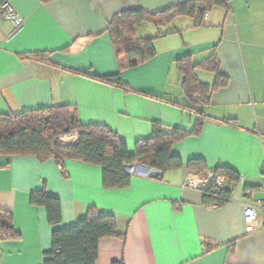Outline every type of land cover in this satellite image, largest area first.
I'll use <instances>...</instances> for the list:
<instances>
[{
	"label": "crops",
	"instance_id": "0c3cea01",
	"mask_svg": "<svg viewBox=\"0 0 264 264\" xmlns=\"http://www.w3.org/2000/svg\"><path fill=\"white\" fill-rule=\"evenodd\" d=\"M3 1L18 20L0 9V114L73 106L83 125L108 127L131 154L152 136L154 124L167 133L185 130L191 135L172 155L184 163L202 159L207 168L169 170L157 179L159 171L134 165L127 188L106 189L98 166L0 156V210L13 214L21 234L0 241V264H44L54 231L75 226L92 207L113 215L124 237L101 239L96 264H264L262 215L250 233L244 218L245 205L264 200V0H225L205 14L202 26L194 16L168 24L145 20L135 35L154 39L156 55L135 65L117 57L108 31L114 18L136 10L157 14L193 0ZM212 56L228 84L195 107L204 112L195 135L199 115L188 109L178 61L191 57L199 64ZM120 71L133 91L90 77ZM196 75L209 86L215 82L205 69ZM218 167L237 172L239 182L216 175ZM191 175L207 181L205 187L185 186ZM217 177L231 191L222 206L204 200ZM36 192L60 201L59 224L49 222L46 207L31 203Z\"/></svg>",
	"mask_w": 264,
	"mask_h": 264
},
{
	"label": "trees",
	"instance_id": "16d2710c",
	"mask_svg": "<svg viewBox=\"0 0 264 264\" xmlns=\"http://www.w3.org/2000/svg\"><path fill=\"white\" fill-rule=\"evenodd\" d=\"M217 6H226L225 0H193L157 14L136 10L117 15L108 30L117 57L125 55L134 60L131 65H135L136 60L145 62L156 55L154 39H138L135 35V28L145 20L168 24L178 16H194L197 18L196 26H202L205 14ZM31 57L42 59L43 54ZM178 67L183 77V90L190 101V110L196 111L195 107L209 104L211 95L228 84V79L220 72V64L215 56L199 64H193L191 57H185L178 61ZM200 68L216 75L212 86L199 80L196 69ZM90 77L133 91L123 82L121 71L115 76ZM136 93L150 97L145 93ZM196 112L199 118L193 134L198 135L203 126L204 112ZM73 134H77L76 140L60 142L62 136ZM188 135L191 134L181 129L167 133L160 124H154L152 136L137 142L135 153L131 154L127 145L108 127L83 125L73 106L0 114V156H35L40 161L55 159L56 162L63 163L70 160L98 166L103 170V185L106 189L127 188L131 183L130 170L134 165L159 171V175H155L157 179L169 170L185 167L196 172L204 170L207 163L202 159L184 163L180 157L172 155L173 146ZM214 171L216 175L224 176L229 183H238L240 180L238 173L230 168L218 167ZM204 200L208 204L222 206L231 200V191L224 189L216 195L212 186L204 191ZM31 203L46 207L48 220L52 225L62 221L58 199L36 192L31 195ZM20 236L14 226L13 214L0 210V241L18 239ZM106 237L124 238L118 234L117 221L113 215L100 214L92 207L75 226L54 231L52 249L44 254V264H96L100 240Z\"/></svg>",
	"mask_w": 264,
	"mask_h": 264
},
{
	"label": "built area",
	"instance_id": "2783aa9c",
	"mask_svg": "<svg viewBox=\"0 0 264 264\" xmlns=\"http://www.w3.org/2000/svg\"><path fill=\"white\" fill-rule=\"evenodd\" d=\"M0 9L4 13V16L10 20H18L17 13L14 9V7L7 1H3L0 4ZM76 140L75 135H64L60 138L61 143H67L69 141ZM61 167V166H60ZM159 173V172H158ZM157 175V173H154ZM209 178L213 179L214 177L212 175H209ZM207 182V181H204ZM201 182L198 179V176L191 175L186 181L185 186L187 187H199L204 188V183ZM213 193L218 194L221 190H224V181L222 177L215 178L213 182ZM211 185V186H212ZM264 192V190H263ZM260 214L262 215V221H261V229L264 231V200L257 203L256 205H245L244 206V218H245V224H246V232L250 233L255 230V224L260 219Z\"/></svg>",
	"mask_w": 264,
	"mask_h": 264
},
{
	"label": "rangeland",
	"instance_id": "374dc122",
	"mask_svg": "<svg viewBox=\"0 0 264 264\" xmlns=\"http://www.w3.org/2000/svg\"><path fill=\"white\" fill-rule=\"evenodd\" d=\"M73 135H75V137H76V139H77V134H73Z\"/></svg>",
	"mask_w": 264,
	"mask_h": 264
}]
</instances>
